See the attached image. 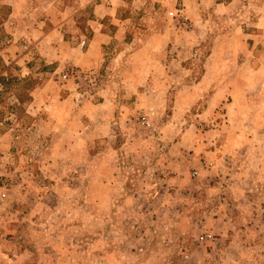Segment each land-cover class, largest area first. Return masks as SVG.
<instances>
[{"label":"rangeland","instance_id":"obj_1","mask_svg":"<svg viewBox=\"0 0 264 264\" xmlns=\"http://www.w3.org/2000/svg\"><path fill=\"white\" fill-rule=\"evenodd\" d=\"M125 1L86 69L0 4V264H264V0ZM233 202L255 238L227 248Z\"/></svg>","mask_w":264,"mask_h":264},{"label":"crops","instance_id":"obj_2","mask_svg":"<svg viewBox=\"0 0 264 264\" xmlns=\"http://www.w3.org/2000/svg\"><path fill=\"white\" fill-rule=\"evenodd\" d=\"M0 4L8 6L12 10L11 15L13 18H18L19 20L26 18L24 24H28L32 17L41 18L38 21L35 18L37 25H34L35 23L33 26L28 24L20 31L31 33L34 28L39 33L40 36H38L35 46L39 50L46 48L45 55L41 53V50L39 52L41 55H44L42 57H44L46 63H50L49 61L51 60L49 59L52 57L54 59L52 61L59 62L60 65V63H63L64 57L69 56L68 53L72 51L76 52L77 60L68 63H74L76 67L82 69L99 68L104 65L108 60L105 52L106 48H110L109 46L114 40H122L130 29L129 23L131 22V17L127 15L123 17L124 10L129 9V13L133 14L135 9H137L128 5L125 0H0ZM24 4L28 5L27 10H20V6ZM59 4L61 5L59 6ZM78 13L88 15L86 27H83L85 29L80 27L78 18L76 20ZM28 26H31L32 29L30 30ZM84 31L90 34L89 37L86 36ZM143 49L144 47H140L130 57H135ZM29 55L27 54L24 59H27ZM46 57H49V59L46 60ZM42 91L43 89L34 91V100L38 95L43 94ZM58 94H61V92H58ZM48 95L47 93L44 96L48 98ZM75 96L72 93L68 94L62 101V105H65L64 103L69 104L70 100L73 101L75 99ZM101 102L104 103V100ZM103 103L101 104L103 105ZM73 105L74 108L70 111L69 118L77 121L82 106L79 104ZM246 162H250V159L247 158ZM246 165L240 168L241 171L239 172L241 174L245 172ZM233 170L234 172H238L235 168ZM229 171H231V168ZM223 207H225L226 212L223 215L220 214L215 221L217 220L216 223L218 222L223 226L221 234L223 239L226 237L230 241L227 248L236 245L242 247L243 243H248L247 239L255 238L252 230L255 225L248 219L249 217L241 216V209L244 208L241 204L234 202L232 204L226 203L223 204ZM244 217L249 222L245 230L242 226ZM249 226L251 227L249 228ZM248 228L251 230L250 233L252 235H248L246 232ZM254 231L256 232L257 230L254 229ZM258 240L263 241V237L256 238V244L254 246L249 245L245 251H252V255L254 253L260 254L264 250V247L258 243ZM245 251L240 255L243 256ZM207 254L211 256L212 251L207 252ZM241 262L243 263V261Z\"/></svg>","mask_w":264,"mask_h":264},{"label":"built area","instance_id":"obj_3","mask_svg":"<svg viewBox=\"0 0 264 264\" xmlns=\"http://www.w3.org/2000/svg\"><path fill=\"white\" fill-rule=\"evenodd\" d=\"M84 43V42H83ZM5 197V194L3 193V194H0V199H3ZM212 238V235L211 234H207V236L206 237H204V238H202L203 240L204 239H206V240H208V239H211Z\"/></svg>","mask_w":264,"mask_h":264},{"label":"trees","instance_id":"obj_4","mask_svg":"<svg viewBox=\"0 0 264 264\" xmlns=\"http://www.w3.org/2000/svg\"><path fill=\"white\" fill-rule=\"evenodd\" d=\"M0 80L3 81V82H6V81L7 82H12V81L16 82L14 79H8V78L7 79L0 78ZM3 85H4V83H3Z\"/></svg>","mask_w":264,"mask_h":264}]
</instances>
